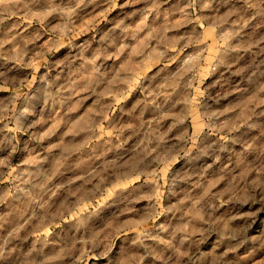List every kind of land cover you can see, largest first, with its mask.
Listing matches in <instances>:
<instances>
[{
    "label": "rangeland",
    "instance_id": "rangeland-1",
    "mask_svg": "<svg viewBox=\"0 0 264 264\" xmlns=\"http://www.w3.org/2000/svg\"><path fill=\"white\" fill-rule=\"evenodd\" d=\"M0 264H264V0H0Z\"/></svg>",
    "mask_w": 264,
    "mask_h": 264
}]
</instances>
